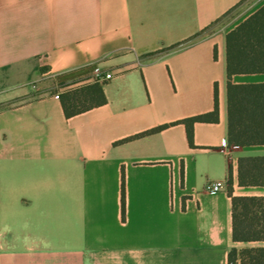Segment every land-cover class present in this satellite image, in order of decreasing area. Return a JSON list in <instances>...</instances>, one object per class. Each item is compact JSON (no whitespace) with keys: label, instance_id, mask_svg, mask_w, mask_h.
Masks as SVG:
<instances>
[{"label":"crops","instance_id":"0c3cea01","mask_svg":"<svg viewBox=\"0 0 264 264\" xmlns=\"http://www.w3.org/2000/svg\"><path fill=\"white\" fill-rule=\"evenodd\" d=\"M263 4L0 0V264H229L264 245L233 239L228 181L264 195L238 180L264 144L229 142L226 54ZM94 83L106 101L67 116L63 94ZM212 112L190 141L184 119Z\"/></svg>","mask_w":264,"mask_h":264},{"label":"trees","instance_id":"16d2710c","mask_svg":"<svg viewBox=\"0 0 264 264\" xmlns=\"http://www.w3.org/2000/svg\"><path fill=\"white\" fill-rule=\"evenodd\" d=\"M226 54L229 142L236 147L262 145L264 82L234 83L231 77L236 73L264 72V4L227 33ZM105 101L100 83L68 91L62 96L67 116ZM213 115L212 112L184 119L190 141L191 124L195 120L211 119ZM238 180L240 185L264 184V154L240 156ZM228 182V192L232 197L233 239L246 242L264 241V195H234L231 176ZM229 264H264V245L232 247L229 252Z\"/></svg>","mask_w":264,"mask_h":264},{"label":"built area","instance_id":"2783aa9c","mask_svg":"<svg viewBox=\"0 0 264 264\" xmlns=\"http://www.w3.org/2000/svg\"><path fill=\"white\" fill-rule=\"evenodd\" d=\"M94 71H95V75L99 79H101V78L105 79V78L111 77V73L110 72L104 73L103 70L99 66H96L94 68ZM56 96L58 97V94H56ZM223 143L226 144L227 143V140L226 139H223ZM223 188H224L223 181L222 180H215V181L209 182L206 185L205 190L206 191H219V190H221Z\"/></svg>","mask_w":264,"mask_h":264},{"label":"rangeland","instance_id":"374dc122","mask_svg":"<svg viewBox=\"0 0 264 264\" xmlns=\"http://www.w3.org/2000/svg\"><path fill=\"white\" fill-rule=\"evenodd\" d=\"M249 1H250V0H249ZM236 13H237V12L234 11V12H232L230 15L233 16V15L236 14ZM238 247H240V246H238Z\"/></svg>","mask_w":264,"mask_h":264}]
</instances>
